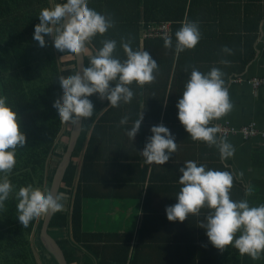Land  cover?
<instances>
[{"label": "crops", "instance_id": "crops-1", "mask_svg": "<svg viewBox=\"0 0 264 264\" xmlns=\"http://www.w3.org/2000/svg\"><path fill=\"white\" fill-rule=\"evenodd\" d=\"M122 3L139 13L138 23L146 19L145 13H155L158 21L177 22V31L184 23L195 22L201 38L194 49L176 53L174 60L162 53L163 39H153L162 45L157 51H148L143 50L139 38L141 51H148L157 61L155 79L145 85H130L134 92L132 101L122 102L114 110L106 99L93 95L94 107L98 106L92 119L95 117V125L107 124L108 134L94 137L95 169L92 191L86 194L91 198H86L82 204V229L88 234L108 237L109 245L119 251L131 241H140L134 264H211L210 256L201 255L203 247L199 242L200 236L207 238L200 225L210 210L203 208L199 215L190 214L183 223L167 220L165 209L177 202L182 188L179 168L185 166L186 161H194L206 169L230 172L234 178L230 198L237 202L245 200L243 191L252 181L257 187L264 183V140L224 138L235 152L233 157L222 161L217 146L194 141L188 135L177 118L176 104L194 69L207 74L218 68L224 73L233 108L225 117L211 121L209 126L217 127L218 123L229 121L241 127L255 122L264 130V88L254 91L247 83L253 77H264V0H115L116 5ZM172 44H176L173 39ZM203 44L205 46H198ZM226 44L229 52L224 51ZM237 77L246 81L233 84L232 80ZM108 107L112 111L102 116ZM141 113L144 119L133 141L127 133ZM124 117L127 123L122 125L120 121ZM159 124L171 131L178 144L163 166L145 163L140 153L152 135L150 128ZM221 138L218 131L217 140ZM71 193L72 189L66 191L65 213L71 211ZM67 244L69 247L65 248L73 256V264H88V258L99 264V259L89 253L85 244ZM96 245L99 253L104 252L101 247L106 244ZM134 256L135 251L131 250L128 258ZM221 262L244 264V256L237 261L222 257ZM253 264H264V254L253 260Z\"/></svg>", "mask_w": 264, "mask_h": 264}, {"label": "clouds", "instance_id": "clouds-1", "mask_svg": "<svg viewBox=\"0 0 264 264\" xmlns=\"http://www.w3.org/2000/svg\"><path fill=\"white\" fill-rule=\"evenodd\" d=\"M88 3L89 0H67L63 6L42 9L40 23L33 33L38 46L44 48L46 41L51 39L56 53L79 59L95 36H102L114 27L110 17L89 8ZM175 36L177 53L194 49L201 38L195 22L184 23ZM121 46L127 57L125 60L114 56L116 41L105 40L103 47L91 58V66L56 81L61 98L53 104L52 110L62 122L77 125L82 119L90 118L94 111L90 99L93 95L106 99L111 107H118L121 102L132 101L134 92L130 85H145L155 79L158 64L148 51H134L126 42ZM164 46L172 47L170 37H164ZM224 51L230 50L225 47ZM223 76L218 68L207 74L194 69L176 104L177 118L188 135L194 141L217 146L222 161L233 157L235 149L224 138L218 141V127L209 125L211 121L225 117L233 108ZM143 119L141 113L127 133L133 141ZM120 123L126 124L127 117ZM150 132L152 135L140 153L145 163L163 166L177 150L175 136L163 124L153 125ZM25 142L18 113L9 107L6 97L0 96V174H5L0 175V211L14 190L6 174L15 167L16 148L24 147ZM179 172L182 188L177 202L165 209L167 220L183 223L190 214L199 215L201 209L207 208L210 211L200 228L205 230L208 242L215 249L223 253L232 247L241 256L259 259L264 254V204L250 206L247 200L233 201L229 195L234 179L230 172L206 169L194 161H186ZM252 191L249 187L246 194L251 195ZM15 198L18 201L17 223L23 229L41 217L63 210L61 198L50 191L41 194L29 187L20 190Z\"/></svg>", "mask_w": 264, "mask_h": 264}, {"label": "trees", "instance_id": "trees-1", "mask_svg": "<svg viewBox=\"0 0 264 264\" xmlns=\"http://www.w3.org/2000/svg\"><path fill=\"white\" fill-rule=\"evenodd\" d=\"M65 4L66 0H60L59 5ZM53 7H55L54 0H0V96L6 97L9 107L18 113L21 131L26 137L25 146L16 148L15 167L11 173L6 174L14 190L5 201L4 209L0 211V264H45L47 258L54 264H58L54 257L48 253L40 239L45 216L30 223L27 229H23L17 223L16 208L18 201L15 198L20 190L29 187L34 191L41 192V194L50 191L49 183L54 178L49 171L53 151L61 138L70 139L71 131L69 130L71 126L66 127V123L62 122L52 110L53 104L61 98V91L56 81L65 79L62 75L63 61L59 58L58 53L53 50L51 39L46 41L44 48H40L33 39L34 28L40 23L41 10ZM88 7L110 17L114 21V27L102 36H95L86 45V67L91 66V57L88 55V51L94 56L103 47L105 40L116 41L117 47L114 56L121 61L127 58L121 46L122 42L129 43L134 51H141L142 47L143 50H159L158 47L162 44L152 41L153 39L145 40L143 38V30L141 29L143 24L173 23L171 38L176 41L175 33L178 23L170 20L158 21L154 16L155 13H145L146 19L138 23L139 13L125 3L116 5L115 0H89ZM135 23L137 26H133ZM139 38L142 40V47ZM175 45L172 44V47L169 48L165 47L162 51V53L169 54L171 60H174V55L177 53ZM63 59L69 64V69H73L76 73V57L65 54ZM92 98L93 96L90 97L91 100ZM112 109L114 110L115 107ZM112 109L108 107L101 115H109ZM94 111L90 118L84 119L83 134L65 175L59 195L61 203H63L66 191L72 189L71 211L68 210L69 213H65L62 210L55 213L49 233L63 248L69 264H73L74 260L72 254L65 248V244L68 242L75 246L85 244L84 246L89 250V253L99 259H97L99 264H126L130 259V264H134L136 254L141 248L139 247L140 241H131L127 247L119 251L109 245L108 237L88 234L82 229V204L86 198H91L86 194L92 191L91 182L95 169L94 137L108 134L107 124L95 125V117L92 119L95 114ZM88 132L90 133L89 137H87ZM262 145L264 148V142ZM59 164H57V168ZM57 168H55V172ZM249 187L253 189L251 195L246 194ZM241 192L239 189V196ZM243 193L244 199L248 201L250 206L264 204V183L257 187L252 181ZM199 242L203 247L201 255L203 257L210 256L211 264L215 262V264H222V257L229 258V260L233 259V261L242 258L240 253L232 247L221 253L208 242L205 236H200ZM96 244L109 246L101 247L104 252L99 253ZM43 250L47 255L44 254ZM131 250L135 251V256L128 258ZM87 261L88 264H95L96 260L93 261L88 258ZM244 264H253V259L244 255Z\"/></svg>", "mask_w": 264, "mask_h": 264}, {"label": "water", "instance_id": "water-1", "mask_svg": "<svg viewBox=\"0 0 264 264\" xmlns=\"http://www.w3.org/2000/svg\"><path fill=\"white\" fill-rule=\"evenodd\" d=\"M83 68H86L85 51L79 56V59L76 58V73L81 71ZM83 125L84 119H82L79 124L73 125L72 127L66 152L60 164L58 165V168L52 181L50 192L53 194V196H59L60 194L65 175L72 162V158L77 149L79 140L82 136ZM54 215L55 214H51L44 217L43 225L40 232V239L48 253L54 257L58 264H69L63 248L61 247L59 242L49 233L50 224Z\"/></svg>", "mask_w": 264, "mask_h": 264}, {"label": "built area", "instance_id": "built-area-1", "mask_svg": "<svg viewBox=\"0 0 264 264\" xmlns=\"http://www.w3.org/2000/svg\"><path fill=\"white\" fill-rule=\"evenodd\" d=\"M173 23L171 22H161L152 23L149 25L143 24L141 29L149 36L151 39L163 38L165 36L172 37ZM246 79L242 77H237L232 80L233 84L245 82ZM247 83L251 86L254 91H258L264 88V77H253L247 80ZM219 133L223 138L229 139L231 137H239L245 140L261 139L264 140V130L258 128L255 122H251L241 127L233 126L229 121L220 122L217 124Z\"/></svg>", "mask_w": 264, "mask_h": 264}, {"label": "rangeland", "instance_id": "rangeland-1", "mask_svg": "<svg viewBox=\"0 0 264 264\" xmlns=\"http://www.w3.org/2000/svg\"><path fill=\"white\" fill-rule=\"evenodd\" d=\"M55 1V6L56 5H59L60 4V0H54ZM262 37L264 38V28H263V30H262ZM65 54H61V55H59L58 54V56H59V58H61L62 59V63H63V66H62V70H63V76H64V78L65 79H67L70 75H74V74H76L75 73V71L73 70V69H69V64L68 63H66V61H65V59H63V56H64ZM88 55L92 58L93 57V54L90 52V51H88ZM252 79V78H251ZM250 80V79H249ZM98 106V104L96 105V107ZM87 124V123H86ZM69 126H71V129L69 130V131H71L72 130V127H73V125L72 124H70V123H66V127H69ZM86 127H87V125H86ZM70 135V134H69ZM68 135V136H69ZM68 142H69V140L67 139V137H65V138H61L60 139V141L56 144V147H55V149H54V153H53V156H52V158H51V160H50V162H51V167H50V172L53 174L52 176H54L55 175V168H57V164H59L60 163V161L62 160V158H63V156H64V153H65V150L67 149V146H68ZM51 183H52V180H51ZM51 183H49L50 184V186H51ZM66 197V195H64V198ZM67 197H70V196H67ZM63 204V210L65 211V209H66V207H67V203L66 202H64V203H62ZM37 246H39V245H37ZM67 246V248L69 247V245L67 244V245H65V247ZM42 250V249H41ZM44 251V250H43ZM86 252V251H85ZM44 254L45 255H47L46 254V252L44 251ZM78 257L79 256H81V253H79V254H76ZM74 260V259H73ZM45 264H54L50 259L49 260H47V259H45Z\"/></svg>", "mask_w": 264, "mask_h": 264}, {"label": "bare ground", "instance_id": "bare-ground-1", "mask_svg": "<svg viewBox=\"0 0 264 264\" xmlns=\"http://www.w3.org/2000/svg\"><path fill=\"white\" fill-rule=\"evenodd\" d=\"M143 38L145 40H151V38L149 36H147V34L143 31ZM84 126V125H83ZM84 129V128H83ZM83 134V132H82ZM73 159V158H72ZM71 165V164H70ZM56 173V172H55ZM52 185V184H51ZM63 185V184H62ZM62 188V187H61ZM51 189V188H50ZM61 191V190H60ZM60 195V194H59ZM131 262L129 261L127 264H130Z\"/></svg>", "mask_w": 264, "mask_h": 264}]
</instances>
